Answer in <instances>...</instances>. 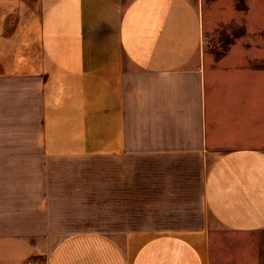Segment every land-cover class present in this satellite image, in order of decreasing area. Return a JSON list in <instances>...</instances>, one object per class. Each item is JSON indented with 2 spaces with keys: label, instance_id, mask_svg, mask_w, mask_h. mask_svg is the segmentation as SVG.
Segmentation results:
<instances>
[{
  "label": "crops",
  "instance_id": "0c3cea01",
  "mask_svg": "<svg viewBox=\"0 0 264 264\" xmlns=\"http://www.w3.org/2000/svg\"><path fill=\"white\" fill-rule=\"evenodd\" d=\"M224 260L264 264V0H0V264Z\"/></svg>",
  "mask_w": 264,
  "mask_h": 264
},
{
  "label": "rangeland",
  "instance_id": "374dc122",
  "mask_svg": "<svg viewBox=\"0 0 264 264\" xmlns=\"http://www.w3.org/2000/svg\"><path fill=\"white\" fill-rule=\"evenodd\" d=\"M254 41L258 43L257 45L261 44V40L260 39H256ZM230 240H232V238L229 235H225V233L224 234H220L218 236V246H219V248L222 247V249H219V254L224 255L226 252H228L223 245L226 242H229ZM223 262H224L223 264H231L232 263V262H227L225 260Z\"/></svg>",
  "mask_w": 264,
  "mask_h": 264
}]
</instances>
